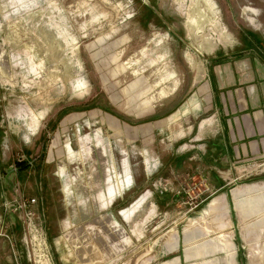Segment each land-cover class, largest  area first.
<instances>
[{
	"label": "rangeland",
	"instance_id": "obj_1",
	"mask_svg": "<svg viewBox=\"0 0 264 264\" xmlns=\"http://www.w3.org/2000/svg\"><path fill=\"white\" fill-rule=\"evenodd\" d=\"M248 51L264 0H0V264L264 263V155L206 151Z\"/></svg>",
	"mask_w": 264,
	"mask_h": 264
},
{
	"label": "crops",
	"instance_id": "obj_2",
	"mask_svg": "<svg viewBox=\"0 0 264 264\" xmlns=\"http://www.w3.org/2000/svg\"><path fill=\"white\" fill-rule=\"evenodd\" d=\"M248 53L240 63L231 58L215 60L208 75L210 89L203 92L211 99L209 106L217 119L206 151L228 167L234 161L264 155V62ZM205 125L211 126V120L201 121L200 135Z\"/></svg>",
	"mask_w": 264,
	"mask_h": 264
},
{
	"label": "built area",
	"instance_id": "obj_3",
	"mask_svg": "<svg viewBox=\"0 0 264 264\" xmlns=\"http://www.w3.org/2000/svg\"><path fill=\"white\" fill-rule=\"evenodd\" d=\"M25 202H26V204H27V201H25ZM28 202H29V203L34 202V199H30ZM29 203H28V204H29ZM24 204H25V203H24ZM28 204H27V205H28ZM23 208H25V207H23ZM25 214H26V217H27L28 221L31 222V219H32V217H33V212L30 211V210H26Z\"/></svg>",
	"mask_w": 264,
	"mask_h": 264
},
{
	"label": "bare ground",
	"instance_id": "obj_4",
	"mask_svg": "<svg viewBox=\"0 0 264 264\" xmlns=\"http://www.w3.org/2000/svg\"><path fill=\"white\" fill-rule=\"evenodd\" d=\"M83 153V152H82Z\"/></svg>",
	"mask_w": 264,
	"mask_h": 264
}]
</instances>
